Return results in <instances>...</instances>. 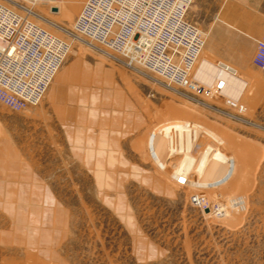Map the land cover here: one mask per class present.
I'll return each mask as SVG.
<instances>
[{
	"label": "rangeland",
	"instance_id": "rangeland-1",
	"mask_svg": "<svg viewBox=\"0 0 264 264\" xmlns=\"http://www.w3.org/2000/svg\"><path fill=\"white\" fill-rule=\"evenodd\" d=\"M21 1L71 50L38 104L0 101V264H264V0L188 6L210 106L71 39L86 0Z\"/></svg>",
	"mask_w": 264,
	"mask_h": 264
},
{
	"label": "built area",
	"instance_id": "built-area-1",
	"mask_svg": "<svg viewBox=\"0 0 264 264\" xmlns=\"http://www.w3.org/2000/svg\"><path fill=\"white\" fill-rule=\"evenodd\" d=\"M91 1H85L73 27L64 29L71 39L97 43L105 54L126 68L148 70L181 97L210 106L207 100L211 98L214 86H205L193 75L205 46L206 34L185 17L192 0H172L174 9L167 11L169 17L158 16L149 35H145L142 28L134 29L132 20H129L121 35L118 30L122 24L113 21L103 36L92 34L80 23ZM110 7L114 12L123 10L119 0H112ZM41 17L31 5L21 0H0V101L14 110L41 101L71 50L68 38L50 32L32 19ZM127 39L129 50L124 47ZM255 41L253 63L264 69V31ZM215 85L220 88L219 84ZM224 101L234 109L235 118L242 120L245 115L241 111L242 102L231 98ZM197 197L193 195L191 202L201 208ZM215 209L218 212L217 205Z\"/></svg>",
	"mask_w": 264,
	"mask_h": 264
},
{
	"label": "bare ground",
	"instance_id": "bare-ground-1",
	"mask_svg": "<svg viewBox=\"0 0 264 264\" xmlns=\"http://www.w3.org/2000/svg\"><path fill=\"white\" fill-rule=\"evenodd\" d=\"M111 1L112 0L91 1L87 7V14L80 20L85 30L92 34H101L100 36H103L107 26H110L113 21H118L122 24L118 30V33L121 35L126 31L128 21L132 20L134 29L142 28L144 34L149 35V33L152 32L151 30L155 28L153 23H155V20L159 19L158 16L165 15L167 18L170 14V12H167L169 8L171 11L174 9L172 8L174 7L172 0H119L123 5V10L120 9V12H114L113 8L110 7ZM145 16H148V18ZM127 42L128 39L124 47L129 50L130 45L127 44Z\"/></svg>",
	"mask_w": 264,
	"mask_h": 264
},
{
	"label": "water",
	"instance_id": "water-1",
	"mask_svg": "<svg viewBox=\"0 0 264 264\" xmlns=\"http://www.w3.org/2000/svg\"><path fill=\"white\" fill-rule=\"evenodd\" d=\"M52 10L57 11V8H53ZM222 64H223V63H222ZM206 211H208V210L206 209Z\"/></svg>",
	"mask_w": 264,
	"mask_h": 264
}]
</instances>
